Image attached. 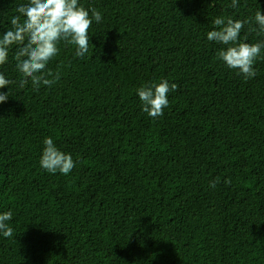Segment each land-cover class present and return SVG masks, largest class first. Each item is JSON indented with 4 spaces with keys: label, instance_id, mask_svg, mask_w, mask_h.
Returning a JSON list of instances; mask_svg holds the SVG:
<instances>
[{
    "label": "trees",
    "instance_id": "trees-1",
    "mask_svg": "<svg viewBox=\"0 0 264 264\" xmlns=\"http://www.w3.org/2000/svg\"><path fill=\"white\" fill-rule=\"evenodd\" d=\"M28 0H0V35ZM102 21L89 53L61 42L52 87L19 86L13 45L0 73V264H264V52L245 81L207 39L218 16L264 0H79ZM255 22L240 33L264 39ZM166 79L163 115L137 89ZM50 137L67 175L40 166ZM218 179L215 188L209 186ZM230 180V183H225Z\"/></svg>",
    "mask_w": 264,
    "mask_h": 264
},
{
    "label": "clouds",
    "instance_id": "clouds-1",
    "mask_svg": "<svg viewBox=\"0 0 264 264\" xmlns=\"http://www.w3.org/2000/svg\"><path fill=\"white\" fill-rule=\"evenodd\" d=\"M231 6L238 7V0H231ZM16 13L11 17V27L0 35V65L7 62L9 50L15 45L16 68L22 76L19 86L23 88L30 81L37 91L41 85L52 87L60 79L59 72L47 68L59 54V44L74 45L77 57L86 56L90 45L93 48L89 29L93 21L97 24L102 21L100 11L86 9L79 0H28L16 8ZM253 21L257 35L264 34V14H261L260 7L254 17L245 20L218 16L212 21L214 30L207 33L209 41L225 46L217 51L219 60L228 68L237 70L245 81L257 75L254 64L264 52V39L248 43L247 36L243 40L240 38L244 25ZM13 83L15 81L0 73V88ZM177 88V84H170L166 79L142 85L136 90L142 110L153 119L162 116L169 103L168 93ZM8 96V92H0V102H6ZM43 145L40 166L52 174H69L75 167L72 156L59 150L50 137H45ZM218 182V179L211 181L209 186L215 188ZM225 183H230V180H225ZM12 218L11 210L0 213V234L5 238L13 237L14 229L9 224Z\"/></svg>",
    "mask_w": 264,
    "mask_h": 264
}]
</instances>
